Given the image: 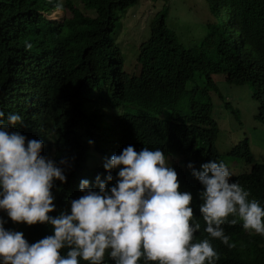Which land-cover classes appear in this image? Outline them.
<instances>
[{
  "label": "clouds",
  "instance_id": "1",
  "mask_svg": "<svg viewBox=\"0 0 264 264\" xmlns=\"http://www.w3.org/2000/svg\"><path fill=\"white\" fill-rule=\"evenodd\" d=\"M203 2L209 19L187 18L200 29L186 47L164 0H0V70L13 65L26 103L6 122L0 112V264H216L214 239L232 247L224 227L237 219L264 238V156L246 133L231 147L219 118L228 109L220 85L247 88L264 130V0H196L193 12ZM143 4L158 12L126 69L116 44L123 18ZM159 19L166 32L148 49ZM110 46L132 90L102 86L110 98L96 106L103 113L86 158L58 157L64 100ZM169 64L195 79L162 82L156 69ZM193 93L208 103L196 105ZM60 189L70 205L56 203ZM47 225L53 234L25 233Z\"/></svg>",
  "mask_w": 264,
  "mask_h": 264
},
{
  "label": "trees",
  "instance_id": "2",
  "mask_svg": "<svg viewBox=\"0 0 264 264\" xmlns=\"http://www.w3.org/2000/svg\"><path fill=\"white\" fill-rule=\"evenodd\" d=\"M165 32L164 23L162 19H159L151 29V39L147 43V48L154 49L151 45V40L154 38L157 44L159 40H162ZM181 49L182 46L179 44V50ZM157 51L159 52V50ZM205 52L202 51L201 54L203 55ZM105 55V59L97 68L93 78L86 77L83 80L85 86L79 93L73 99L64 100L65 109L61 118L66 124H63L61 129L65 130V134L63 137L54 140L58 144V157L74 155L86 158V151L95 143L101 120L100 116L103 113V109L96 106L102 99L110 98L109 94L105 95L104 89L101 88L102 86H106L107 90L113 89L114 85L119 86L125 91L132 90L127 77L122 75L124 73L117 60V50L111 48V46L107 47ZM161 56L163 57L162 54ZM156 71L159 79L166 84H177L183 80L192 82L195 79V71L192 70L185 76L173 64L157 67ZM74 80H78V78H74ZM23 87V80L16 76V72L13 71V65L6 63L0 70V112L5 114V122L9 113H18L26 107V103L21 95ZM61 92L65 93V88L61 89ZM191 98H193L195 104L198 106H205L208 103V99L200 93H193ZM188 115L191 120L198 116L196 112L189 113ZM89 141L92 143L89 144ZM262 186L264 187V182H262ZM55 200L57 204L70 205L69 202L73 199L66 195L64 189H60L55 191ZM193 204L197 203L193 202ZM60 211L63 210L56 207L55 211L49 215L55 217ZM196 221L202 226V221L198 217H196ZM47 227L49 230L46 231L44 227L31 226L27 228L25 233L27 236H34L38 233H41L42 236L53 234L52 227L48 225ZM224 228L229 237V244L232 247L223 244L220 240L214 239L213 243L219 256L216 264H264V238L258 235L247 234L239 219H237V224ZM138 264H145L143 258H141ZM147 264H150V262H147Z\"/></svg>",
  "mask_w": 264,
  "mask_h": 264
},
{
  "label": "rangeland",
  "instance_id": "3",
  "mask_svg": "<svg viewBox=\"0 0 264 264\" xmlns=\"http://www.w3.org/2000/svg\"><path fill=\"white\" fill-rule=\"evenodd\" d=\"M182 1L164 0V5L169 8L167 23L177 34L180 43L186 47L194 46V43L199 38L198 31L200 27L189 22L187 18L204 19L206 22L209 19L208 10L206 4L203 2L205 8L203 13L193 12L196 0H187L186 3L182 4L184 9L191 11L187 13L186 10H181ZM157 12V7L143 4L138 10L134 6L123 18L125 32L123 34L120 33L116 45L121 50L123 59H125L126 69L128 68V57L139 52L141 43L148 39L145 33L147 31L146 27ZM117 33H119V30L115 34ZM131 37L133 38L130 39ZM136 38L140 39L138 40ZM219 91L222 97L227 100L228 109H224L219 115V118L224 123L223 132L227 136V142L232 147L245 133L249 134L256 155L258 157L264 156V130L253 119L255 106L249 96V94H252V90H248L247 88H230L223 84L220 85ZM232 112L237 114L236 117L240 122H237V119L231 115Z\"/></svg>",
  "mask_w": 264,
  "mask_h": 264
}]
</instances>
